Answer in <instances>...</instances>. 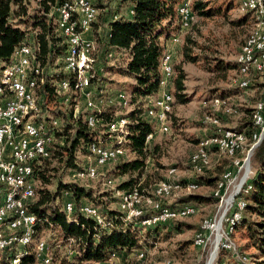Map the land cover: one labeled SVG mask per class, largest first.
<instances>
[{
	"label": "rangeland",
	"instance_id": "374dc122",
	"mask_svg": "<svg viewBox=\"0 0 264 264\" xmlns=\"http://www.w3.org/2000/svg\"><path fill=\"white\" fill-rule=\"evenodd\" d=\"M194 1L195 0H187V5L190 9ZM202 1L205 4L203 12H197L196 16L193 12L189 24L186 27H183L182 30L178 28L176 32L170 34L171 36L169 39H165L164 36L160 37V41L163 42L162 44L172 52L171 64L173 66V74L168 80L166 90L172 95L174 105L171 111L165 115V119L168 120L169 125L168 131H157L155 133V128L159 125V119L157 111H152L151 114L149 107L156 108L153 101L157 95H152V97L147 98L148 105H146L145 98H133L132 87L134 80L122 75L121 72L118 71V67L121 66L123 62V51L111 49V53L107 56V53L100 47V42L95 41L94 45L93 38V42H91L92 49L90 58H93L92 52L94 50L95 62L93 68L96 71L97 77L99 76V80H97V82L95 80L93 85L96 88L101 87L103 90V92L99 90L97 95L106 97L111 92V98L113 100L122 101L119 102V106L122 107V114L133 109L137 104H140L143 109L141 117L149 120L153 124L154 131L152 136L154 137L150 142H148L149 139L146 140V142H148L147 144L145 142L148 155L145 158V167L142 172L139 174L136 172L122 174L118 171L116 168L117 164L132 161L136 158L135 153L130 151L127 147H124V154L116 161L105 165L101 169L103 173L97 179H76L73 177L74 169L77 168H81V174L85 175L82 172L83 168L88 162L92 161V158L85 148V144L82 143L75 151V166L65 167L63 163L56 165L57 168L54 177L47 186L50 191L53 190L58 180L63 182H75L92 191V199H83L82 201L98 204L99 207L97 206V208L99 211L105 214L107 210H119V194H117V191L120 192L122 190L119 189V185L123 181L131 179L134 188L137 187L142 190V193H140L143 194L145 198H148L139 204H135V206L141 207L142 210L146 208L155 210V201L158 200L159 204L165 201V203L172 206L173 203H175L177 195H182L184 192L189 191L185 186L186 183H182L180 180L194 181L202 174H216V165L222 161L221 157L218 158L211 153L216 151V148L209 147L207 149L209 152V164L199 175H196L191 168V155L193 151L202 141L210 136L206 137L210 130L235 126L238 122V111L242 114L245 108L253 106L257 101L256 100L254 103L255 98H259L260 92L259 90L257 92L253 89L241 88L243 90H239L236 88V85L238 87L239 85L236 83L238 75L237 66H235V57L239 52L243 40L252 27L251 17L245 14L248 13V11L239 8L233 0ZM92 2L98 5L96 0H92ZM100 3L103 6L111 7L114 11L123 16L129 11L128 3L125 0H99V4ZM33 4L34 3L31 1V7ZM99 11L98 8V12ZM57 24L60 23L57 21ZM56 27L62 35L60 26L56 25ZM35 31L37 30L29 32L31 38L35 35ZM101 32L102 30L98 33L99 37H102ZM175 33H178L179 40L178 42H171L170 39L174 37ZM159 68L161 71V65ZM50 71L52 70L50 69ZM179 75H183V89L180 91L177 90L175 82ZM61 81L57 80L56 83H60ZM119 92L123 94V98L117 97ZM219 93H229L230 95L226 98H222L216 96V94ZM215 100L217 101L214 102ZM38 104L41 109L40 112H42V105H40L39 99ZM103 106L104 105H102V107ZM237 107L239 109H237ZM82 111H84L83 102L79 101L78 98L69 101H58V98H56L50 102L49 108L46 109L44 114H39V117H57L59 128L61 127L62 130L64 116L71 115L73 118L79 117ZM217 112L233 116L225 117L226 119L223 120L225 124H223L213 115V113L217 114ZM210 126L211 129L209 128ZM94 131L100 136L96 140L99 143L114 145L119 142L117 130H109L106 132L105 126L99 124ZM58 140V143H62L60 137H58ZM254 148L252 145H246L243 152L238 154L242 159V167L247 164L252 157L251 170H253ZM223 155L224 154L221 153V156ZM223 157L229 162L224 166L225 169L228 164L230 166L231 164L225 155ZM171 168L175 170L171 172ZM221 174L222 173H220V176ZM167 180H173L174 182L180 183L181 186L175 189L172 195L167 198H157L154 196L153 189L155 185L161 181ZM198 183L197 185L199 186L192 192L203 195H209V193H211V187L202 182L200 184ZM243 185L244 184L241 186ZM215 187L216 182L212 190L214 196L216 195ZM131 189L126 188L125 191H130ZM38 197H40V193L33 199L35 200ZM196 206L197 212L195 214L183 219H178L185 223L180 229L173 230L170 226L161 227V231H159L158 235L155 237L144 233L142 237L144 243L139 252H135V250L130 252H115L107 261L101 264H164L166 261L169 262L168 264H207L210 252L213 248L215 262L213 261L212 255L210 264H213V262L214 264L231 263L234 254L233 250L225 252L222 260L218 261L220 248L216 249L215 247L218 243L213 233H206L205 247L204 242L200 245L194 243L193 240L197 234L201 221L208 217H213L215 214L218 215L220 211L218 204L207 197L206 200ZM126 214H131V209L127 205ZM125 217L130 218L132 214L131 216ZM249 217L252 219L255 216L249 215ZM170 222V224H173L174 221ZM143 232L144 231L140 234ZM37 238H41L46 243L47 251L51 256L50 260L52 258L50 264H69L71 261L80 263V244L74 241L73 238H65L54 226L49 225L48 227L43 226L40 228ZM247 238L248 234L246 230L239 227V229L235 230L232 241L237 250L241 251L240 248H242L250 256L253 249L246 248ZM32 245L34 252L35 245L34 243ZM136 253H138V255ZM140 253H142V256L139 255ZM35 258L38 257L35 255ZM250 259L251 262L249 264H255L251 256ZM30 264L41 263L35 259V261Z\"/></svg>",
	"mask_w": 264,
	"mask_h": 264
},
{
	"label": "trees",
	"instance_id": "16d2710c",
	"mask_svg": "<svg viewBox=\"0 0 264 264\" xmlns=\"http://www.w3.org/2000/svg\"><path fill=\"white\" fill-rule=\"evenodd\" d=\"M31 1L34 3L32 7L30 5ZM61 1L0 0V77L4 67L12 61L15 49L23 44H31L34 47L36 64L40 68L35 87L36 100L38 103L39 99L40 105L45 107V109H48L50 102L56 99L55 87L57 80L61 81L65 79L63 56L65 55V48L66 54H68L70 49L62 41V35L57 30L53 17L50 15L51 7ZM96 1L98 2V5H96L100 10V15L93 25L94 45L95 41L100 42V47L107 53V56L111 53V49L123 51V62L118 67V71L122 75L134 80L132 87L133 98L144 99L152 97V95L156 96L155 94L160 89V60L164 56L163 50L165 48V45L162 44L163 42L160 41V37L164 36L165 39H169L170 34L176 32L179 28L178 24L180 22L177 8L183 0H125L128 3L129 11L126 15H120L116 19H112V16L119 14L118 12L109 6L99 4V0ZM204 5L202 0H195L190 10L196 16L197 12H203ZM100 7L101 9L103 8L102 11ZM245 14H248L250 17L249 12ZM98 28L102 30V37L98 36ZM34 30L37 31H35V35L31 38L29 32ZM92 57L94 58V50ZM93 65V60L89 56L87 75H93ZM95 80L97 82L99 76L97 77L96 75L91 79L94 82ZM182 80L183 75H179L175 81L178 91L183 89ZM259 87L260 83L258 82L250 84V88L255 89L257 92ZM236 88L243 90L237 85ZM98 89L102 90L101 87H98ZM229 95V93L216 94V96L222 98H226ZM2 96H4V93ZM237 109L239 108L237 107ZM121 110L122 107L117 103L108 104L101 107L97 115L103 123H106L114 119L117 115H120ZM252 110L253 106L245 108L242 114L238 111V122L233 126L236 130H243L247 133L254 130V124L251 120ZM142 113L143 109L141 105L137 104L133 109L122 114L128 120L123 135V146L127 147L136 155L134 160L116 165V168L122 174L127 172H136L139 174L145 167V158L148 155L145 144L146 136L153 133L154 127L149 120L141 117ZM80 115L74 118L71 115L62 117L64 120L62 130L60 127L57 132V137L61 138L62 143L51 146L47 154L40 159L38 167L35 168V197L39 193L40 197L31 200L28 204V209L33 212L32 214L36 218L34 237L39 235L40 228L52 225L65 238H73L81 246L79 255L80 263L71 261L69 264H101L107 261L115 252H130L134 250L135 252H139L144 243V240H142L144 233L155 237L161 231V227L170 226L173 230L180 229L185 223L178 219L171 220L174 221L173 224L167 221L147 226L142 225L141 223L144 219L149 218L155 213V210L150 208H146L142 210L140 215L130 218H124L119 210H107L105 214L101 212L108 219L104 220L105 225L101 227L93 217H87L78 209L84 203L82 201L83 199H92V191L90 189L75 182H63L61 180L56 182L52 191L48 189L47 186L54 177L57 168L56 165L63 163L65 167L75 166L74 159L77 147L82 145V143L97 142V138L100 137L94 131L95 129H89L83 123L85 114ZM213 115L223 124H225L223 122L226 119L225 117L233 116L225 115L221 112H217V114L213 113ZM213 130H216V128ZM213 132L210 130L206 137ZM223 160L217 165L216 174H202L194 180L196 183L199 182L198 184L202 182L211 187L212 189L209 195L187 191L182 195H177L175 203L171 205L176 206L189 203L196 206L206 200V197L218 203V199L213 195L212 190L216 180L220 176L219 174L223 171L220 167L222 166L224 168L228 162L225 159ZM252 166L253 173L248 182L242 186L241 192L238 195V197H241L245 201L246 206L242 211L241 220L235 226V230L239 229V227L246 230L248 238L245 246L246 248L253 249L250 255L251 258L255 264H264V138L254 149ZM184 181L180 180V182L186 183ZM132 183L131 179L123 181L119 185V189L126 190V188H133L137 189L138 193L141 194L142 190L137 187L134 188ZM64 192L69 193V197L75 205L74 210L68 215L63 210ZM86 203H91L96 207L98 206V204L96 205L92 202ZM162 205L170 206L165 201L164 203L162 202ZM247 214L254 215L255 217L251 219ZM142 231L144 232L140 234ZM240 249L242 251H240L241 253L248 255L245 250ZM225 252L228 251L219 249L218 261L222 260ZM136 254L138 255V253ZM15 257L20 259V264L34 262L35 254L33 252V245L21 251L7 250L0 253V264H9L10 260Z\"/></svg>",
	"mask_w": 264,
	"mask_h": 264
},
{
	"label": "built area",
	"instance_id": "2783aa9c",
	"mask_svg": "<svg viewBox=\"0 0 264 264\" xmlns=\"http://www.w3.org/2000/svg\"><path fill=\"white\" fill-rule=\"evenodd\" d=\"M264 3V0H253ZM105 10V9H104ZM178 11H181L183 20L188 16L187 0H183L178 5ZM64 12V24L56 23V13ZM50 15L53 17L55 25H60L62 31V41L66 46H74L73 54H66L63 56V69L65 73V80L63 83H56L55 92L58 101H69L71 99H77L83 102L84 111L80 114H88V121L83 122L89 129H95L99 124L105 126V131L117 130L118 122L122 119V110L120 115H117L109 122L103 123L98 117L99 109L102 105H108L117 103L119 100H113L111 98V92L106 97L99 96V89L91 81L96 76L94 69L93 75H86L82 71L81 58H86V46L87 43L92 42L93 25L98 20L100 12H95L93 9L82 6V0H62L58 4L51 7ZM120 14H114L112 19H116ZM179 30H182L183 24H178ZM263 28V26H262ZM100 31V28L97 29ZM262 37V36H261ZM171 42H178V33L174 34V37L170 39ZM260 51L264 53V48ZM13 54H18V61H11L7 65L12 63H19V73L12 74V79L15 81V88L13 92V98L10 100H3L2 87L0 88L1 104H0V143L3 146V153L0 154V193H3V202L0 205V253L7 250H19V233L21 230H25L28 227L29 216L33 213L28 209V204L31 202L32 185L36 184V170L41 157L44 156V145L56 146L58 143V137L54 134V122L41 121V124L33 123V116L37 114H44L46 112L45 107L42 106V112H34L33 108L27 104L28 96V73L33 72L36 66V55L34 47L27 43L26 50H16ZM172 57V52L166 48L163 56V75L160 79L161 90L157 95L159 100V107L150 108V112L159 111V125L155 128V133L165 132L169 130V125L165 119V103L167 99L168 79L172 77L169 74V64ZM240 57L249 58L255 65L254 56H248L246 52H240ZM95 62V58H90ZM263 81L262 68H256V76ZM247 83L249 82H236ZM3 85V81H2ZM95 87V91H94ZM146 105H148V99L145 98ZM215 100L214 102H216ZM260 121V130L256 131L257 145H259L262 136L264 135V108L260 110V114L257 117ZM211 129V126L209 127ZM36 129H44L50 132L49 142H33V135ZM217 131V130H212ZM226 132V131H225ZM152 136L148 142L153 139ZM226 139L232 141V151L235 149V141L237 138L227 136ZM147 142V143H148ZM146 143V144H147ZM87 144H85L86 148ZM255 147V148H256ZM254 148V149H255ZM253 149V152H254ZM21 152H30L29 160H20ZM124 154V148L122 151L112 152ZM112 153H104V158H95V161L91 163V171L89 175H82L81 168L74 169V178L76 179H97L103 173L102 168L108 163L112 162ZM205 155L201 160H204ZM251 159L242 168L229 169L225 180L228 182V190L220 191V188L216 194L218 198V215L208 217L205 219L202 230L200 231V237L198 240H204V247L206 245V233L218 235V248L230 247L234 249L236 254V263L244 264L243 258L239 250L227 240L226 226L235 215H241L239 209V202L237 197V186L246 184L250 179L253 171L251 170ZM17 181H25L27 183V192L20 199H16L11 205H4V196L6 195V188L11 185H17ZM111 183V181H110ZM192 186V185H190ZM136 189L130 191L121 190L117 191L119 194V211L125 216H131L125 212V200H131L132 194ZM63 209H66L71 214L75 205L73 200L69 197V193H63ZM162 197V196H161ZM154 207V206H153ZM79 210H83L87 217H94L95 220H108L107 218H99L98 215L91 211V203H82ZM5 215H16V222L4 223ZM157 221V219H153ZM41 256L35 258L40 261L41 264H47V258L51 257L47 251V245L40 243ZM215 262V255L213 257ZM213 262V264H214Z\"/></svg>",
	"mask_w": 264,
	"mask_h": 264
},
{
	"label": "bare ground",
	"instance_id": "6f19581e",
	"mask_svg": "<svg viewBox=\"0 0 264 264\" xmlns=\"http://www.w3.org/2000/svg\"><path fill=\"white\" fill-rule=\"evenodd\" d=\"M234 1L239 8L248 11L252 19V27L250 28L248 34L246 35L244 42L240 46L239 52L237 53L235 60L237 64L238 82H249V87L247 83H238L240 88L248 89L250 88L251 83H254V82L260 83V96L257 99L256 103L253 105V110L251 112V120L254 124V130L253 131L251 130L252 132L247 133L243 130H236L234 127L219 128L216 132L211 134L208 138H206L204 141H202L197 146V148L193 151L191 155V164H192L191 168L194 170L196 175L201 174L204 171V168H206L209 164V152L207 150L209 147H215L217 150H219V152L223 153L225 157H227L228 160L230 161V164L232 167L242 168V165H243L242 159L240 158L238 154L243 152L244 147L246 145H252L253 148L257 145L256 131L260 130V121L257 119V117L260 114V110L264 108V53L260 51L262 48H264V3H261L260 1H253V0H234ZM82 6L88 7L89 9H93L95 12H98V8L92 2V0H82ZM187 11H188V16L186 17L185 20H183V15L181 11H178V8H177L179 22L180 24H183V27H186L189 24V20L192 14L190 7L188 5H187ZM56 14H57L59 23L64 24V12H57ZM92 42H93V35H92ZM69 47L70 49L68 51V54H73L74 46H69ZM26 49H27V45L23 44L19 46L16 50H26ZM91 49H92V43L89 42L87 43V46H86V58H81L82 71L86 75H87L88 59L91 53ZM240 52H246L248 56H254L255 65L252 63V61L249 58L240 57ZM12 61H18V54L13 55ZM160 65H161V78H162L163 56L160 60ZM256 68H262L263 81H261L259 77H255ZM17 73H19V63H12L11 65H6L4 67V70L0 77V88L2 87V94L4 93V96H2L3 100H10L13 98L15 81L12 79V74H17ZM39 73H40V68L38 64H36V66L34 67L33 72L28 73L29 81H28L27 104L33 108L34 112H40V107L38 106L36 95H35L36 81H37V77ZM169 74H173V66L171 64V59H170V64H169ZM64 80L65 79H63L60 83H63ZM2 81H3V85H2ZM159 87H161V81H159ZM167 97L169 99H167L165 103V115L171 111L172 106H173L172 95L169 92H167ZM0 104H1V98H0ZM153 104L156 108L159 107V100L157 96L154 98ZM157 116L159 119V111H157ZM41 121H45V122L55 121L54 134L57 137V132L59 129L58 118H53V117L43 118L41 116L39 117V114H37V116H33L34 124H41ZM87 121H88V114L85 115V122ZM127 121L128 120L126 118L122 117V119H120L118 122L117 136L119 135L118 136L119 142H117L116 144L107 145V144H101L99 142H90L87 144L86 150L89 156L92 158V161L88 162L87 165L83 168L82 172L85 175H89L91 171V163L95 161L96 156L97 158H104V153H112V152H118V151L123 150L124 148L123 146L124 136L123 135L125 133V126L127 124ZM225 131L227 132V136L232 137V138H237L235 141L236 151H232V141H229V139H226ZM151 137H152V133L146 136V140L150 139ZM49 140H50L49 131L44 130V129L35 130V134L33 135V142H49ZM50 147L51 145H44V156L47 154ZM124 152H125V148H124ZM2 153H3V146H2V143H0V154ZM205 155H207L206 158L204 160H201ZM121 156L122 155L119 153H112V162L116 161ZM29 159H30V152L20 153V160H29ZM174 170H175L174 168L170 169L171 172H173ZM227 172H228V169L224 170L221 176L217 179L216 187H215V192H216L215 194H217L219 188H220V191L228 190V182L227 180H225L227 177ZM241 185L237 186V197L239 193L241 192V187H242ZM180 186H181L180 183L174 182L173 180L172 181H168V180L161 181L155 185L153 189V193H154V196H156L157 198H167L171 196L174 190L179 188ZM185 186L189 189V191H193L199 185H197L195 181L191 180V181H186ZM26 192H27V183L25 181H17V185L8 186L6 188V195L4 196V205H11L12 202H14L16 199L22 198V196ZM35 192H36V184H33L31 200L35 197ZM145 199H148V198H145L143 194L142 195L139 194L136 189L135 192L131 196V200H125V212H126V205H127L131 209L132 216L140 215V213L142 212V208L135 206V204H139L140 202H143ZM2 202H3V193H0V205H2ZM238 202H239V209H240L241 215L233 216V219L230 220L226 226V237L233 247L235 246L232 241V236L235 232V226L241 220L242 211L246 206L245 201L241 197H238ZM155 204H156L155 213L152 214V216H150L149 218L144 219L141 223L142 225L147 226V225H151L155 223H164V222L171 221L174 219H183L197 212V207L189 203H184V204L177 205V206H163L162 204H159V201L157 200L155 201ZM63 210L65 211L66 214H70L69 211H67L66 209H63ZM91 211L94 212V214L98 215L99 218H105L101 214L99 209L92 204H91ZM81 212L85 214L83 210H81ZM153 219H157V221H154ZM96 221L101 225V227L105 225L104 220H96ZM204 221L205 219L201 221L200 229L195 235L194 243L196 245H200L204 242V240H198L200 237V231L202 230V225ZM13 222H16V215H5L4 216V223H13ZM35 222H36V218L34 214H31L28 219V227L25 228V230H21V232L19 233V249L21 250L27 249V247L31 246L34 243L35 245L34 254L36 255V257L40 258L41 256L40 243L43 240L41 238L34 237L35 236V228H34ZM215 238L217 242L218 235H216ZM43 244L46 245L44 241H43ZM220 249L224 251H230V250L234 251V249L230 247H220ZM213 253H214V248L210 252V256L207 261V264H210ZM139 255L142 256V253H140ZM241 256L243 258L244 264H249L251 262V259L248 255L241 253ZM232 257H233L232 262L225 263V264H238L236 263L235 253L233 254ZM50 261H51L50 257H48L47 264H49ZM168 263L169 262L166 261L164 264H168ZM9 264H20V259L18 257H15L10 260Z\"/></svg>",
	"mask_w": 264,
	"mask_h": 264
},
{
	"label": "crops",
	"instance_id": "0c3cea01",
	"mask_svg": "<svg viewBox=\"0 0 264 264\" xmlns=\"http://www.w3.org/2000/svg\"><path fill=\"white\" fill-rule=\"evenodd\" d=\"M250 89H251V88H250ZM253 90H255V89H253ZM259 91H260V87H259ZM119 95H121V96H119ZM117 97H118V98H123V94H122L121 92H119L118 95H117ZM257 99H258V97H257ZM257 99H256V100H257ZM254 103H255V102H254ZM214 148H215V147H214ZM211 153H212L213 155H216L218 158L221 157V158H222V161H224V160H223V158H224L223 156H224V155L221 156V152H219V150L216 149V151H213V152H211ZM211 153H210V154H211ZM211 156H212V155H211ZM211 158H212V157H211ZM226 158H227V157H226ZM224 159H225V158H224ZM222 161H221V162H222ZM221 162H220V163H221ZM188 163H189V158H188ZM220 163H217V165L220 164ZM227 163H229V162H227ZM217 165H216V167H217ZM227 167H228V168H227ZM227 167L224 169V168L221 166L220 169H221V170H222V169H224V170H226V169H234V167H231L229 164H228ZM217 168H218V167H217ZM217 168H216V169H217ZM221 170H220V171H221ZM224 170H223V171H224ZM223 171H221V173H222ZM219 175H220V174H219ZM211 189H212V188H211Z\"/></svg>",
	"mask_w": 264,
	"mask_h": 264
},
{
	"label": "water",
	"instance_id": "95a60500",
	"mask_svg": "<svg viewBox=\"0 0 264 264\" xmlns=\"http://www.w3.org/2000/svg\"><path fill=\"white\" fill-rule=\"evenodd\" d=\"M264 138V135L262 136V139ZM262 139L260 140V142L262 141ZM259 142V143H260ZM218 248V244H216V249ZM216 249H215V251H216ZM215 254V253H214ZM213 257H214V255H213Z\"/></svg>",
	"mask_w": 264,
	"mask_h": 264
}]
</instances>
